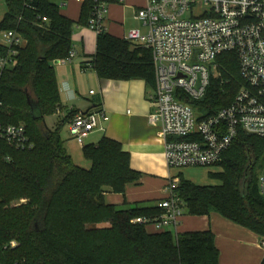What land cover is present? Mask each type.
Returning <instances> with one entry per match:
<instances>
[{"label":"trees","instance_id":"16d2710c","mask_svg":"<svg viewBox=\"0 0 264 264\" xmlns=\"http://www.w3.org/2000/svg\"><path fill=\"white\" fill-rule=\"evenodd\" d=\"M6 5L0 33L16 31L25 45L16 67L1 80L0 119L25 122L33 148L15 150L0 141V264H219L211 231L152 234L132 220L161 215L157 206L105 203L107 190L123 194L127 184L141 178L119 143L103 138L84 146L91 163L84 169L68 153L62 128L50 130L44 122L46 115L62 110L54 63L69 58L74 30L88 26L93 1L82 4L77 22L61 13L59 0H6ZM5 53L0 45V57ZM88 64L101 80L143 79L154 85L151 53L106 30L97 35L96 54ZM217 65L218 75L200 102L204 117L228 107L244 86L236 54L220 55ZM77 114L70 112L63 125ZM216 166L222 171L209 176L219 186H199L180 177L177 192L187 213H217L264 244V198L258 186L264 142L241 132ZM99 223L107 227L87 228Z\"/></svg>","mask_w":264,"mask_h":264},{"label":"built area","instance_id":"2783aa9c","mask_svg":"<svg viewBox=\"0 0 264 264\" xmlns=\"http://www.w3.org/2000/svg\"><path fill=\"white\" fill-rule=\"evenodd\" d=\"M91 1L88 27L98 35L106 30L109 4L124 0ZM136 20L145 30L131 29L125 40L152 55L155 83L149 99L154 111L149 121L160 127L170 169L216 166L241 132L264 142V0H146ZM0 39L6 50L0 57L1 83L16 67L25 40L16 31L1 32ZM225 53L236 54L244 86L228 107L204 117L200 102L218 74L217 58ZM75 56L73 50L67 60ZM103 119L102 109L78 113L69 122L72 138L84 146ZM0 141L15 150L33 148L26 125L1 119ZM179 183V178H170L168 198L157 204L161 215L137 217L132 223L159 231L176 228L186 209L177 192ZM258 186L264 198L262 174Z\"/></svg>","mask_w":264,"mask_h":264},{"label":"crops","instance_id":"0c3cea01","mask_svg":"<svg viewBox=\"0 0 264 264\" xmlns=\"http://www.w3.org/2000/svg\"><path fill=\"white\" fill-rule=\"evenodd\" d=\"M59 3L64 16L75 22L79 20L81 3L77 0H71L70 4L59 0ZM145 4L146 0H124L122 4L112 1L108 6L106 31L126 41L125 36L130 30L126 32L125 24L131 16L137 21L136 14ZM72 42L76 56L71 61L54 63L62 106L60 114L65 119L68 112L86 113L102 109L104 119L101 129H96L86 139L84 146L96 145L103 138L119 143L123 151L129 154L131 169L141 176L138 183L127 184L123 194L107 190L105 203L119 208L133 205L156 207L168 198L167 187L173 177V169L166 163L160 127L151 125L149 121L154 111L149 99L154 85L147 84L143 79L101 80L88 64L96 54L97 36L86 29H79L74 31ZM90 91L96 94L91 96ZM66 124L69 127V121ZM64 142L74 162L76 157L83 155L84 146H80L72 137ZM181 176L184 177L183 174L176 177L180 179ZM147 231L152 234L172 232L175 236L211 231L220 251L219 264H262L264 259V245L255 233L217 213L203 216L185 213L176 228L159 231L154 226H147Z\"/></svg>","mask_w":264,"mask_h":264},{"label":"rangeland","instance_id":"374dc122","mask_svg":"<svg viewBox=\"0 0 264 264\" xmlns=\"http://www.w3.org/2000/svg\"><path fill=\"white\" fill-rule=\"evenodd\" d=\"M64 1H66V4H70L69 2H71V0H64ZM6 11H7L6 0H0V22L2 21ZM124 28H125L126 32H128L131 29H135V28L140 29L142 31L145 30L142 27L141 23L135 21L134 17H132V16H131V18L128 19ZM79 29H86L87 31H90L97 36V32L91 30L88 26L76 27L74 31H77ZM58 111H57V113L46 115L44 118V122L50 130H55V129L61 127L62 128V130H61L62 139L63 140H70L72 136L69 132V129H68L69 127L67 124L63 125V123H62L65 116L60 114L61 111H59V112ZM69 113L70 112H68V114ZM20 124L25 125V122L21 121ZM75 164L80 166L81 168H84V169H90L91 168V163L88 160H86L82 154L80 155V158L79 157L75 158ZM221 171H222L221 168L218 166L188 167V168H180V169H173L172 170L173 177H176V176H179L180 174H183L185 179H187V180H189V181H191L194 184L199 185V186H219L221 184V182L217 179L211 178L209 176V173H219ZM259 178H260V176H259ZM20 202L21 201L14 202L13 204H18ZM185 213H187L186 209L184 210V214ZM91 227L105 228V227H107V225L104 223H99V224H96L93 226L87 225V228H91ZM173 235L175 236L174 233H173Z\"/></svg>","mask_w":264,"mask_h":264},{"label":"water","instance_id":"95a60500","mask_svg":"<svg viewBox=\"0 0 264 264\" xmlns=\"http://www.w3.org/2000/svg\"><path fill=\"white\" fill-rule=\"evenodd\" d=\"M248 136H251L250 134H248ZM262 175L264 176V170H263V173H262Z\"/></svg>","mask_w":264,"mask_h":264}]
</instances>
